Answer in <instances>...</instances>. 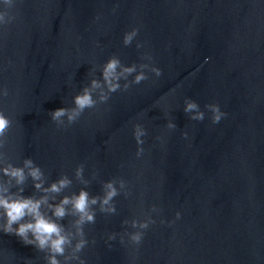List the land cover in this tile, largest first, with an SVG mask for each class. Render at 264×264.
<instances>
[{"label":"water","instance_id":"95a60500","mask_svg":"<svg viewBox=\"0 0 264 264\" xmlns=\"http://www.w3.org/2000/svg\"><path fill=\"white\" fill-rule=\"evenodd\" d=\"M117 56L161 75L113 93L110 179L125 186L108 214L105 264H264V0H125ZM186 97L202 121L184 113ZM212 102L226 113L215 124ZM135 123L147 133L140 157ZM149 216L139 245L121 243L135 230L122 221Z\"/></svg>","mask_w":264,"mask_h":264},{"label":"clouds","instance_id":"9594fccd","mask_svg":"<svg viewBox=\"0 0 264 264\" xmlns=\"http://www.w3.org/2000/svg\"><path fill=\"white\" fill-rule=\"evenodd\" d=\"M15 6V0H0V28L11 24L15 16L11 12ZM138 34V29L133 27L123 34L122 42L125 46L132 43ZM136 47L142 45L137 42ZM142 61H151L150 53L141 55ZM147 70V71H146ZM99 78L92 71L89 72L88 83L81 86L71 98V106L57 107L48 112L51 120L57 127H67L80 119L82 114L89 109H97L99 105L106 104L112 93L127 91L131 85L139 84L148 79L147 72L159 77L161 69L151 63L141 62L125 65L115 54L109 56L100 66ZM132 77L129 80V77ZM123 81V83H121ZM8 89L0 88V97H7ZM211 113L210 119L213 124L218 123L225 115L220 106L215 103H207L204 106ZM184 113L189 119L202 121L205 113L201 110L196 101L191 98L184 100ZM13 126L12 119L3 111H0V175L9 179L8 185H0V211L4 217V223L0 225V231L6 234H15L23 244L32 245L36 250L46 253L45 264H85V260L80 253L87 247L84 226L94 224L96 220V208L104 214H113L116 211L114 198L120 193L116 187L125 186L123 179L104 181L101 185L102 195H90L86 186L89 181L84 179V165L78 164L74 174L85 187L78 192L63 195L58 202H49V193L53 194L51 200L55 201L56 196L72 185V180L66 174H61L55 181L44 187L45 173L39 165L31 158L25 157L20 165H14L6 151L8 145V134ZM177 125L169 119L166 123L167 129H175ZM145 128L139 124H133V136L137 144L136 156L140 157L144 153L141 145L144 143L142 137L146 135ZM182 136L187 138L188 133L182 132ZM161 139V137H157ZM7 160V163H4ZM27 170V171H26ZM33 181V188L44 193L39 197L23 195V185L28 178ZM18 186L16 192L9 191L11 182ZM42 206H47L50 215L42 211ZM152 212H159L156 205L151 206ZM177 219L180 213L176 212ZM66 217H73L69 224L59 223ZM164 221L161 220V223ZM130 224L134 231L125 232L121 235V243L124 242V235L132 245H139L142 241L144 231L151 224L155 223L151 216L145 220L133 219L132 221H122ZM15 225V227H14ZM115 233H109L108 239H115ZM62 258V259H61Z\"/></svg>","mask_w":264,"mask_h":264}]
</instances>
